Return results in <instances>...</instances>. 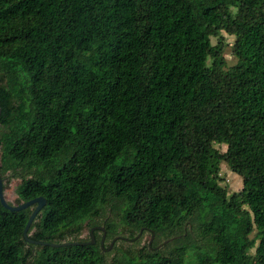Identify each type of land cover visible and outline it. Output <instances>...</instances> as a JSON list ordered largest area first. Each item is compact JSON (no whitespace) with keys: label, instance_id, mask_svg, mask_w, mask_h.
<instances>
[{"label":"trees","instance_id":"trees-1","mask_svg":"<svg viewBox=\"0 0 264 264\" xmlns=\"http://www.w3.org/2000/svg\"><path fill=\"white\" fill-rule=\"evenodd\" d=\"M0 107L29 236L104 228L0 201V264H264V0H0Z\"/></svg>","mask_w":264,"mask_h":264},{"label":"rangeland","instance_id":"rangeland-1","mask_svg":"<svg viewBox=\"0 0 264 264\" xmlns=\"http://www.w3.org/2000/svg\"><path fill=\"white\" fill-rule=\"evenodd\" d=\"M222 37L225 42L224 46V54L227 59L228 65H234L237 63V58L233 54L232 45L235 40V37L233 35L227 34L226 32H222ZM213 42H217V38H212ZM216 147L220 148L222 151L226 150V145L224 144H215ZM221 184L223 186H226L228 191L233 193L241 190L242 188V177L237 174L236 172H233L230 167L223 163L221 164ZM21 177H9L5 178V196L6 198L13 204H17V193H16V187L21 182ZM255 235V232L252 233V236ZM89 236V226L87 225L80 236L81 238H88ZM150 234H145L140 242V245H143L150 239ZM254 252V250H252Z\"/></svg>","mask_w":264,"mask_h":264},{"label":"water","instance_id":"water-1","mask_svg":"<svg viewBox=\"0 0 264 264\" xmlns=\"http://www.w3.org/2000/svg\"><path fill=\"white\" fill-rule=\"evenodd\" d=\"M0 113H1V107H0ZM0 201L2 203V205L11 210V211H20L23 209H26L34 204H36L33 212L31 213L29 220L25 226L24 229V236L26 238V240L30 243H37V244H48L50 246L56 247V246H68V245H84V244H91V243H95L96 239H95V235H94V231L96 229H104L101 226H95L93 228H91L90 230V235H91V240L90 241H86V242H76V241H68V242H61V243H54V242H43V241H38L35 240L33 238H31L28 234L29 232V228L32 224V222L34 221L35 217L37 216V214L40 212V210L44 207V205L46 204V199L42 196L36 197L32 200H29L27 202H23L21 204H13L11 203L5 196V189H4V181L2 179V177L0 176ZM105 237V235H104ZM104 237L102 239V243L104 241ZM112 246V245H111Z\"/></svg>","mask_w":264,"mask_h":264}]
</instances>
